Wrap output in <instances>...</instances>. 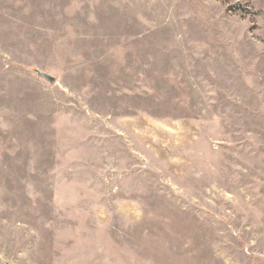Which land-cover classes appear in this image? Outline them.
Segmentation results:
<instances>
[{"label": "rangeland", "instance_id": "374dc122", "mask_svg": "<svg viewBox=\"0 0 264 264\" xmlns=\"http://www.w3.org/2000/svg\"><path fill=\"white\" fill-rule=\"evenodd\" d=\"M0 264H264V0H0Z\"/></svg>", "mask_w": 264, "mask_h": 264}, {"label": "water", "instance_id": "95a60500", "mask_svg": "<svg viewBox=\"0 0 264 264\" xmlns=\"http://www.w3.org/2000/svg\"><path fill=\"white\" fill-rule=\"evenodd\" d=\"M45 79H47L51 83H54V79L49 76H45Z\"/></svg>", "mask_w": 264, "mask_h": 264}]
</instances>
